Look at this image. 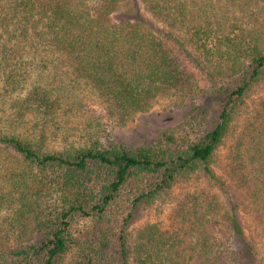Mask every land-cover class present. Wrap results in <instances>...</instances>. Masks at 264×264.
<instances>
[{"label":"trees","instance_id":"16d2710c","mask_svg":"<svg viewBox=\"0 0 264 264\" xmlns=\"http://www.w3.org/2000/svg\"><path fill=\"white\" fill-rule=\"evenodd\" d=\"M125 1L0 0L1 81L16 89L36 65L29 55L45 63L58 55L134 114L191 85L181 52L222 95L218 123L193 140L186 129H202L209 113L195 105L196 119L152 143L58 152L46 150L45 133L30 140L0 128V152L19 159L0 190V264H264V98L230 150L239 197L215 168L264 82V0H142L150 18L115 20ZM28 100L43 117L55 109L45 90ZM196 173L225 198L190 195L177 231L154 224L132 232L143 206ZM242 212L255 217L258 237L246 233Z\"/></svg>","mask_w":264,"mask_h":264},{"label":"rangeland","instance_id":"374dc122","mask_svg":"<svg viewBox=\"0 0 264 264\" xmlns=\"http://www.w3.org/2000/svg\"><path fill=\"white\" fill-rule=\"evenodd\" d=\"M150 17L151 13L142 0H126L114 18L118 21H139ZM155 24L164 31L168 30L164 23ZM179 55L187 67L191 85L159 97L150 110L134 114H124L92 82L79 80L60 56L46 55L49 60L45 63L43 59L33 60L34 56L29 55L27 58L36 61V65L30 67L27 79L16 89H9L0 79V128L30 140H40L45 133L46 137L42 138L45 139L46 150L51 152L99 143L103 146L123 143L132 148L161 139L170 129L196 119L197 113L191 111L197 105L209 110L208 123L202 129H186L193 140H198L217 125L224 101L222 95L212 88L207 74L194 66L186 53L179 52ZM37 89L45 90L55 105L53 113L47 118L43 117V112L38 113L36 109L28 110L26 107L31 104L29 95ZM262 98L264 82L244 107L234 135L226 140L217 154L215 168L228 181L236 198L240 194L232 182L230 150L244 123L255 115ZM20 114L23 116L20 117ZM0 153L2 191L7 190L10 184L7 180L8 168L18 166L19 159L14 150ZM204 192H219L225 198L224 193L213 188L203 175L193 174L189 180L179 182L170 191L160 195L152 204L143 206L132 225V232L136 234L140 229L154 224L164 231H177L180 229L179 209L189 201L187 198L190 195H203ZM241 219L248 236L258 237L260 228L255 217L242 212ZM259 243L261 245V240Z\"/></svg>","mask_w":264,"mask_h":264}]
</instances>
